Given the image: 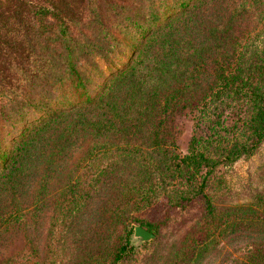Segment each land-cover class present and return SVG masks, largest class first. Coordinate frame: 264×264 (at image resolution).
<instances>
[{"label": "trees", "instance_id": "1", "mask_svg": "<svg viewBox=\"0 0 264 264\" xmlns=\"http://www.w3.org/2000/svg\"><path fill=\"white\" fill-rule=\"evenodd\" d=\"M180 102L194 107L184 153L160 122ZM94 111L97 134L120 130L115 120L126 130L148 126L150 149L88 141L57 187L41 244L25 235L27 249L6 264L127 263L133 225L156 236L171 212L189 209L196 219L166 264H198L230 230H264V193L221 204L222 168L264 144V0H0V136L10 139L0 145V196L15 199L30 166L62 153L60 137L49 135L57 119ZM126 164L132 180L107 205L120 217L121 193L134 195L119 240L85 249L79 227L91 193ZM13 201L16 210L4 216L0 207V220L16 221ZM157 204L162 216L152 222ZM226 264H264V242Z\"/></svg>", "mask_w": 264, "mask_h": 264}, {"label": "rangeland", "instance_id": "2", "mask_svg": "<svg viewBox=\"0 0 264 264\" xmlns=\"http://www.w3.org/2000/svg\"><path fill=\"white\" fill-rule=\"evenodd\" d=\"M243 23L250 28V21ZM194 107L192 104L180 102L164 116H160L163 123L162 133L164 139L172 136L174 150L177 153H184L190 135L192 134V117ZM97 112L89 114H71L65 119H57L50 127L51 138L58 139L57 150L62 152L55 160L49 158L46 163L40 161L30 166V170L25 172V185L21 191L12 199V196H0V207L4 216L16 209L13 207L14 201L17 204L16 221L7 219L6 222L0 220V264H6L9 258H17L27 249L25 247V235L41 244V237L46 220L50 214V203L57 191V187L63 182L70 165L83 152L88 141L97 147L119 146L133 142L137 143L142 150H149L152 143L149 127L142 128L129 127L128 130L119 124L118 131H104L100 134L92 130V120L98 115ZM81 116V117H79ZM226 117V120H230ZM90 119V124L86 122ZM97 120V119H96ZM18 129V127H17ZM13 133L12 129H9ZM17 130L14 131L16 134ZM13 134V135H14ZM0 145L5 147L10 145V139L0 136ZM53 142V141H52ZM98 142V143H95ZM85 145V146H84ZM28 169V164H26ZM121 165V164H120ZM226 171V183L228 189L222 198L223 205H233L237 203L252 202L256 193H264V144L261 149L248 160H239L231 167H224ZM134 168L132 164L114 168L105 178V183L92 191V202L87 206L84 214V222L79 227L82 238V246L90 251H98L105 246L113 244L119 240L122 222L126 216L123 213H132V198L134 195H126L122 198V208L118 209L120 217L111 218L114 212L113 207L108 210L107 205L111 204L116 196L121 192L122 185L132 180ZM14 198V197H13ZM19 198V199H18ZM147 218L152 222L157 221L162 216L163 208L158 204L150 206ZM197 211L189 209L170 213V219L157 230V235L151 240L141 242L134 246L130 262H120L119 264H166L170 252L178 245L184 231L196 219ZM134 226V225H133ZM132 233V231H131ZM130 233V234H131ZM130 237V235H129ZM264 242V230L260 228L239 227L224 234L213 247L209 248L202 256L198 264H226L228 260L239 252L248 249L254 243Z\"/></svg>", "mask_w": 264, "mask_h": 264}, {"label": "water", "instance_id": "3", "mask_svg": "<svg viewBox=\"0 0 264 264\" xmlns=\"http://www.w3.org/2000/svg\"><path fill=\"white\" fill-rule=\"evenodd\" d=\"M154 237L152 233L145 230L139 225L132 227V233L130 234V241L134 242L135 245L141 242L149 241Z\"/></svg>", "mask_w": 264, "mask_h": 264}]
</instances>
